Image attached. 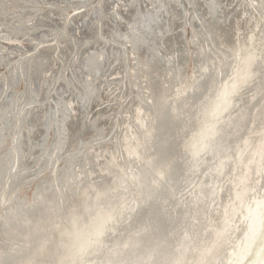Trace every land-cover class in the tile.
<instances>
[{"label": "bare ground", "instance_id": "obj_1", "mask_svg": "<svg viewBox=\"0 0 264 264\" xmlns=\"http://www.w3.org/2000/svg\"><path fill=\"white\" fill-rule=\"evenodd\" d=\"M42 1L4 17L13 0H0V264H264V137L217 234L264 110V0H52L82 9L72 27ZM24 35L37 37L28 61ZM107 68L123 96L93 119Z\"/></svg>", "mask_w": 264, "mask_h": 264}, {"label": "rangeland", "instance_id": "obj_2", "mask_svg": "<svg viewBox=\"0 0 264 264\" xmlns=\"http://www.w3.org/2000/svg\"><path fill=\"white\" fill-rule=\"evenodd\" d=\"M19 1L20 0H13V4L7 6V9H4L6 12L4 10H3L4 12L1 11L2 14L4 13L3 14V15H5L4 17H6L7 15H11V14H13L15 16H19V13L21 12V10L22 11L24 10V8H20V7H23V6H21V3H19ZM31 1H33V0H31ZM10 2H11V0H9V2H7V3H10ZM52 2H53L52 0H47V2H46V0H44V1L40 2L41 5H38L37 11L38 10L39 11H44L47 8H49L52 4H53V7H55L57 5L56 6L57 8H62V5H61L62 1L59 4H58L59 1L57 3H55V2L52 3ZM60 5H61V7H60ZM56 7H55V9H56ZM86 8H87V10L85 9L86 11L84 10V12H83V14H85L84 15L85 17L86 16L89 17L92 14V12H96L99 9V7L97 5H95V4H91V5L87 4ZM62 9H64V8H62ZM64 10H65V12L60 17L61 19L58 17L59 19L57 18L56 22L58 23V21L60 22V20H64L65 19L66 21H70L69 25L72 27V25H73L72 23H74V20L77 19L76 17L81 15V13H78V12H80L82 9L78 10L77 8H67V9H64ZM87 13H88V15H87ZM29 16H30V18H29ZM33 16H35V14H32V16H31V14L30 15L28 14V17L24 16L26 19L23 17L24 21L22 20L21 22H24V25H23V23H22V25L23 26H27V27L28 26L29 27L32 26V21H34ZM4 25H6V22H5ZM6 26L9 27L10 25H6ZM79 28H78V30H79ZM1 29H2V27L0 26V30ZM182 33H183L182 38L185 39V42L189 41V42L186 43L187 44L186 47L188 49V52L191 51V53H192L191 29L188 26H184L182 28ZM28 37H30V38H28ZM54 41L55 40H52L53 43H54ZM34 42H37V37H35V36L33 37L32 35L31 36L24 35L18 41L19 46H21L20 48H23L25 50L28 49L29 47L32 48L35 45ZM57 45L59 46L58 43H57ZM30 48L28 49V51L25 54H23L24 56L22 55L21 58H22V60L24 59L23 61H25V60L28 61L29 60V57H27V55L29 54ZM190 55L191 54H189V58H188L189 60L187 61V64H186L187 68L186 67L184 68V70L186 69L184 71V74H186V75H184V78L185 77L187 78L188 84H192L191 80H190V78H191L190 76H191V73H192V61H191V56ZM107 69L103 70L100 73L101 75L99 76V77L103 76L102 77L103 79L101 78L102 79L101 80L102 81V87H101V90H100L101 93L99 95V99H100V101L103 104L99 103V101H97L98 103L96 102V104H95L96 106L94 105L95 107L98 108L100 105L101 106H100L99 109H97V108L94 109V107L92 108L91 118H93V116H94V118H96L95 117L96 114H98L100 112L103 114V112H104L103 116H101L100 119L101 118L103 119V118L109 116L110 117L109 120H112L115 117V113L110 112L111 111V107H112V109H114L117 105H119L121 103V97L123 96V94L120 93L121 95H119L118 97L115 95L117 91L114 92V89L112 87L114 86L113 84L115 83V81L117 82V80H113L112 79V77L110 76L111 69H108V70ZM6 72H7L6 69L0 68V79L1 80H2L3 76L6 74ZM98 72H99V70H98ZM66 79H67L68 83L72 82L69 76H67ZM119 83H118L117 87H119ZM106 87L109 88V89L111 88L112 91L111 90L110 91L106 90ZM35 89H37V88L35 87ZM23 90H24L23 83L20 82L15 87L14 92L19 96V95H21L23 93ZM50 90H51V88L48 89V91H47L48 94H50ZM100 97H103V99L100 98ZM107 100H109V101H107ZM107 102H109V104H107ZM97 104H99V106ZM105 104H106V106L108 108L106 106H104ZM103 109L105 111L107 110V112L105 113V111H103ZM129 110L131 111V109H129ZM124 115L125 114L123 113L122 116H124ZM120 120L123 121L124 120L123 117ZM122 123H124V121ZM263 137H264V110L260 114L259 125L255 129L251 130L248 134H246V136L243 138V142L245 143V147L243 148L244 150L242 149L243 150L242 151V156L237 160L236 164L233 167V172L231 174V180H230V183H229V189L227 191V201H226V203H225V205H224V207H223V209H222V211L220 213L219 220H218V223L220 224V228H219L217 234H219V235L224 230V229L221 230V227L224 228L225 225L230 222V220H231V218L233 216L232 212L234 211V209H235V207L237 205V202L239 201V199L242 197V195L245 192V187H246V184H247L248 179H249L248 177L250 175V169H251V166L256 161V159H257V157L259 155V152H260L259 150L261 149L260 148V144L262 143ZM50 140H52V133L49 132V136H48L45 144H48L50 142ZM7 142H9V141H7ZM92 146L93 147L91 149H89L90 152L94 151L95 147H96V145H94V144ZM103 147L104 148L102 150H98V152L100 153L101 157L106 156V154L108 153V150L111 149L110 141H107L105 143V145H103ZM61 166H63V165H61V163H59L58 167L60 169H61ZM41 178H44L45 180L50 181V180H52L53 175H51V172L50 173L44 172L43 174H41ZM34 189H35V184H30L29 186H26V187L22 188L21 190H18L19 199L22 200L24 207L25 206H29L31 204V202L33 200L32 198H33ZM67 194H69V193L67 192L66 195ZM213 248H214V245L210 246L209 249L206 251V255H209ZM250 260H251V258L247 261V264L250 262ZM198 264H201V263H198Z\"/></svg>", "mask_w": 264, "mask_h": 264}, {"label": "water", "instance_id": "obj_3", "mask_svg": "<svg viewBox=\"0 0 264 264\" xmlns=\"http://www.w3.org/2000/svg\"><path fill=\"white\" fill-rule=\"evenodd\" d=\"M32 183V182H31ZM31 183H28L27 185H24L22 188L26 187V186H29ZM22 188H20L19 190H21ZM19 198V194L18 192L16 193L15 195V199H18Z\"/></svg>", "mask_w": 264, "mask_h": 264}]
</instances>
